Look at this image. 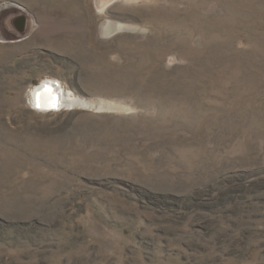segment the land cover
Listing matches in <instances>:
<instances>
[{"label":"rangeland","instance_id":"1","mask_svg":"<svg viewBox=\"0 0 264 264\" xmlns=\"http://www.w3.org/2000/svg\"><path fill=\"white\" fill-rule=\"evenodd\" d=\"M0 264H264V0H0Z\"/></svg>","mask_w":264,"mask_h":264},{"label":"bare ground","instance_id":"2","mask_svg":"<svg viewBox=\"0 0 264 264\" xmlns=\"http://www.w3.org/2000/svg\"><path fill=\"white\" fill-rule=\"evenodd\" d=\"M118 28L117 24L109 23L108 32H113ZM33 106L39 110L65 109L81 101L77 97H72L69 91L61 88L57 80H46L32 89ZM55 102V104H54Z\"/></svg>","mask_w":264,"mask_h":264},{"label":"water","instance_id":"3","mask_svg":"<svg viewBox=\"0 0 264 264\" xmlns=\"http://www.w3.org/2000/svg\"><path fill=\"white\" fill-rule=\"evenodd\" d=\"M21 21L23 22V20L21 19ZM23 24V23H22Z\"/></svg>","mask_w":264,"mask_h":264},{"label":"snow or ice","instance_id":"4","mask_svg":"<svg viewBox=\"0 0 264 264\" xmlns=\"http://www.w3.org/2000/svg\"><path fill=\"white\" fill-rule=\"evenodd\" d=\"M54 104H55V102H54Z\"/></svg>","mask_w":264,"mask_h":264}]
</instances>
